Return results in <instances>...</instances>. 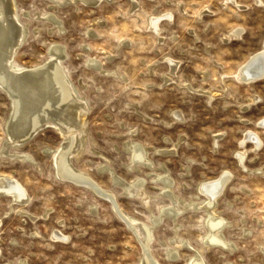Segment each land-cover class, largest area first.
I'll return each mask as SVG.
<instances>
[{
  "label": "rangeland",
  "instance_id": "obj_1",
  "mask_svg": "<svg viewBox=\"0 0 264 264\" xmlns=\"http://www.w3.org/2000/svg\"><path fill=\"white\" fill-rule=\"evenodd\" d=\"M15 1L26 35L13 66L47 68L59 50L54 60L89 109L85 147L71 163L115 202L60 177L54 152L64 140L54 127L11 146L30 160L0 152V175L31 199L0 195V264H145L128 216L157 221L158 264H189L196 252L207 264H264V78L235 77L263 50L264 0ZM236 28L242 37L228 40ZM12 113L0 88V151ZM251 132L260 142L243 144ZM220 179L214 209L229 225L215 234L222 244H208L202 189ZM137 186L148 205L133 196Z\"/></svg>",
  "mask_w": 264,
  "mask_h": 264
},
{
  "label": "bare ground",
  "instance_id": "obj_2",
  "mask_svg": "<svg viewBox=\"0 0 264 264\" xmlns=\"http://www.w3.org/2000/svg\"><path fill=\"white\" fill-rule=\"evenodd\" d=\"M98 1L100 0H97L96 3H98ZM254 1L259 4L261 2V0H254ZM234 3L236 4V1ZM236 6L239 8V10L245 9V6H241L239 4H236ZM201 15L202 14H200V16ZM154 29H156V23ZM25 35H26V27L22 25V23L19 20L16 1L0 0V88L5 90L8 93L9 97L11 98V111H13L8 123V130H9L8 137L10 143H7L8 145L7 146L5 145V147L1 149L0 151L1 154L9 155L10 158L12 159L17 158L20 160H30V157H25L23 155L16 153L12 154L13 152H10L9 148L11 146L20 147L24 145L27 141L35 137L42 130L48 127H54L61 133L62 138L64 140L63 145L54 152V163L56 165V169L58 170L60 177L69 181H73L78 184H83L85 187L89 188L96 194L102 195V197L104 196V198L106 197L110 199V201L112 202L111 204L113 205L115 202L112 198V196H114L112 195L113 193L111 194L112 195L111 196L109 193L106 192L107 190L106 191L102 190L103 188L101 189L100 186L97 185L98 183L96 184L95 181H93V179H91L89 176L83 175L78 171H76L71 163L73 156L78 154L81 151V149L85 147V143H86L85 117L89 109L87 102L80 97L79 92L70 82L69 77L65 72V70H63L61 58L60 61L57 58H56L57 60H54L55 55L59 53V50H56V54L53 53V51H55L54 50L55 47L52 46V48L50 49L51 50L50 59L52 61L49 63V66L47 68H42V67L38 68V66L40 65L31 68L13 66L15 52L23 44V41L25 40ZM241 37H242V33L237 28L234 29L231 32V34L230 35L228 34L227 36L228 40H237L240 39ZM235 77L238 78L239 80H247L252 82L264 78V45H263V50L260 53L252 56L249 61H247L244 65H242V67L235 73ZM212 99L214 98L212 97ZM175 115L177 119L184 120V118L182 119L183 115L181 116V113L177 112ZM262 122L264 123V119H262ZM257 136L255 135V133L252 132L248 133V135H246L245 139L243 140L244 142L243 144H246L247 142L246 140L248 138H250V140L253 141L254 144L259 143L260 139H258ZM241 147L244 149L243 146ZM145 152L146 151H144L142 148L137 149V147H134L132 153L135 154V159L141 162L144 161ZM239 154H240L239 158L242 160V158L244 157V152ZM112 174L113 172L111 171L110 173L111 177H113ZM158 177H160V175H158ZM225 183H227V181ZM223 185H224L223 179H220L218 181H213L211 183L206 184L202 189L203 192L207 195L206 199H209V202L206 205L210 206V208L206 209V223H207V227L209 228L208 231L209 233L207 234L208 239H206L208 244L209 243H214L217 245L222 244L220 239H218L216 237L217 235L215 236V234H218L220 237L221 235H223L222 234L223 228L229 225V222L224 220V218L221 219V217H219L218 214L219 211L217 212L215 210L216 208L214 209L215 197L222 192V187L225 186ZM127 188L128 187H126V189ZM137 188L138 186L136 187V189ZM136 189L132 191L133 193L136 194V195L134 194L133 196L138 195L139 197H142L141 199H143L144 201L143 203L148 205L150 197L141 193L138 189L136 191ZM0 195H2V197L4 195L5 197L10 196L11 199H14L15 201L21 203H25L27 205L31 199L26 189L17 180H15L13 176L0 175ZM204 204L205 202L204 203L202 202L200 203V205L197 206L204 207L205 206ZM190 205H192V203ZM183 208L185 207L184 206L180 207L179 210H182ZM177 214L178 212L173 214L174 218H176ZM125 221L127 222L128 226L136 233L138 237L144 239V241H142V246L144 250L145 264H158L157 262L153 261V259L150 258V250L152 248L151 243L154 239L153 232H154V227H156L155 225L157 221L154 220L152 226L151 225L146 226L140 223L137 219L129 216H128V220ZM1 224H2V220L0 219V227ZM55 234L57 236H63L61 233H58L57 231ZM58 238L59 237H57L56 239ZM189 264H207V263L203 257V253L196 252L195 257L190 260Z\"/></svg>",
  "mask_w": 264,
  "mask_h": 264
}]
</instances>
